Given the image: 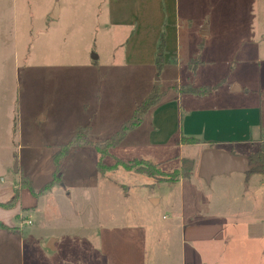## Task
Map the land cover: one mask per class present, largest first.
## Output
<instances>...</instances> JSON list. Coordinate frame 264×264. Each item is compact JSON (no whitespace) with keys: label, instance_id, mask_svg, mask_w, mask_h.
<instances>
[{"label":"rangeland","instance_id":"obj_1","mask_svg":"<svg viewBox=\"0 0 264 264\" xmlns=\"http://www.w3.org/2000/svg\"><path fill=\"white\" fill-rule=\"evenodd\" d=\"M56 1L62 15L53 20L47 15ZM176 4L179 57L166 60L158 71L154 65L124 63L131 30L109 24L108 0H0V199L13 188V196L0 201L1 209L10 210L0 212V239H24V252L31 239L81 240L71 248L96 256L103 228L152 218L156 226L149 235L150 264H183L182 231L189 229L191 238L201 231L196 237L201 239L206 226H222L219 238L225 235L226 240L207 254L202 247L211 245L191 244V264H264V172H254L259 174L251 176L249 189L247 184L242 188L246 174L238 173L214 178L211 184L196 174L182 185L157 186L153 190L162 202L153 209L145 202L152 188L142 186L162 182L122 167L102 175L95 165L98 155L88 146L70 152L64 186L58 184L39 196L21 193L28 189L23 187L24 177L36 191L51 181L53 155L78 128L89 126L93 143L107 139L152 91L160 96L157 105L177 98L181 120L188 108L194 119L200 112L211 119L214 113L201 107L243 105L236 114L240 129L234 138L238 141L246 133L256 145L247 143L237 151H263L264 0ZM206 25L210 35L203 37L199 31ZM191 59L198 62L190 66ZM235 85L242 91L234 92ZM186 87L209 92L188 96L181 93ZM151 109L104 161L113 165L115 158L151 160L163 175L179 170L182 158L193 159L197 167L207 140L202 128V135H195L199 146L182 143L181 133L163 143L166 146H155L149 140ZM191 124L195 130L199 126L195 120ZM16 192L15 204L7 208ZM0 248H7L3 240ZM14 251L19 258L21 249Z\"/></svg>","mask_w":264,"mask_h":264},{"label":"crops","instance_id":"obj_2","mask_svg":"<svg viewBox=\"0 0 264 264\" xmlns=\"http://www.w3.org/2000/svg\"><path fill=\"white\" fill-rule=\"evenodd\" d=\"M129 1H131L130 6L132 9L129 8ZM176 7V0H108L109 24L127 27L131 30V34L126 40L124 48L123 59L125 64L135 66L154 65L156 67L157 47L162 31H165L166 34V47L163 55L165 61H163V64L165 65L168 59L179 57L178 15ZM61 15L60 3L56 1L47 16L50 19L58 20ZM199 35L203 37L210 35L207 25L200 29ZM194 75L196 74L194 73ZM233 91L241 92L242 89L239 85H235ZM188 96H193V94H188ZM203 98H206V96ZM189 100V102H192V99ZM203 108L205 107H201V111H211L214 113V117L211 119L205 118L204 115L202 117L199 115L202 114L200 112L197 118L194 119L191 115L193 112L188 108L185 121L184 118L181 120V110L177 98L170 99L158 105L156 104V106L152 107V112L150 111L152 113L151 129L149 131L150 142L155 144V146H166L163 143H169L179 133H181L179 135L180 140L182 138L192 137L200 141L195 135L201 136L202 134L199 133V129L202 128L207 139L204 142L202 152L205 149L213 148L244 157H250L256 152V148L255 151L253 149L237 151L239 146H245L247 143H250L252 147L256 145L254 142L251 143L254 140L251 138L248 139L246 133L238 141L234 138L240 129L236 122L238 121L236 114L239 112V109L244 108L243 105H234L227 107L228 109L212 107L209 108L211 110H203ZM224 117L229 118V121L225 122ZM189 118H191V121L187 123ZM192 120L197 121L199 124V126L195 127L197 128L196 130L191 124ZM209 126H212V129H209ZM164 127L167 128L163 129ZM164 133H167V135ZM260 134L261 139H263L264 129H261ZM200 143L201 141L194 145L199 146ZM179 146L183 148L184 145L181 143ZM197 169L198 166L190 178H193L197 174ZM238 174H246L242 181V188L245 189L244 185L247 184L246 188L249 189L248 181L253 178L251 176L259 173L249 172ZM221 176L213 177L208 184H211L214 178ZM183 181L184 179H181L176 184L182 185ZM176 184L155 183L151 186L144 184L142 186L144 190H148L150 187L152 188V192L149 193L146 191L145 202L148 207L154 209L162 202V197L156 195L153 190L155 187ZM114 187L118 186L114 185ZM7 193L8 196L5 199H0V201H8L13 196V188L8 189ZM21 193L26 194L30 193V191L23 189ZM14 211H16V208L12 212ZM0 212H10V210L7 211L0 208ZM155 226L156 224L151 218L147 222L144 220V222L137 225L124 224L103 228L101 238L99 239V253L96 256L94 253H86V251L82 255L78 252L77 248L76 250L71 248L72 244L77 246L81 240L75 242L74 239H58L54 236H50L49 239H31V246L27 252H24V239H0L3 240L7 247L4 250L0 248V264H5L6 261L13 262L8 264H18L21 261V264H25L24 260L26 257H28L29 264H80V260H82L83 264H150L148 260L152 261L153 258L147 255L152 240V238L149 239V235L151 237L153 236V230L151 229H154ZM202 229L204 237L201 239L196 238L197 235L201 234V231H198L193 238L190 236L189 229L182 231L180 244L183 264H191V260H193L190 253V249L192 248L191 244L205 243L206 245H211L208 249L206 245H204L206 247H202V250L207 254V252L212 253L216 251L212 246H218L226 240L225 235L219 238L222 232L221 230H223L222 226H206ZM86 243H90L88 239H86ZM16 248L21 249V253L18 255L19 258H17V251H14ZM12 256H16V259L15 257L13 259Z\"/></svg>","mask_w":264,"mask_h":264},{"label":"trees","instance_id":"obj_3","mask_svg":"<svg viewBox=\"0 0 264 264\" xmlns=\"http://www.w3.org/2000/svg\"><path fill=\"white\" fill-rule=\"evenodd\" d=\"M166 47V34L165 31H162L158 47H157V54H156V68L158 71H161L163 69V55L165 52ZM198 62L196 59H192L189 63V65H194ZM209 92V89H206L204 87H186L184 89L183 94H193V95H206ZM160 99L159 95H155L154 91L151 92L150 95L139 105L134 113L132 114L131 118L127 120L120 129L110 136L107 139H104L102 141H98L96 143H93L90 140V131L91 128L89 126L80 127L76 130L75 134L72 136L70 142L66 145H62L60 149L53 155V163H54V172L52 174V179L50 182L46 183L39 191H36L32 185V183L29 181L28 177H24L22 179L23 187H27L30 192L35 195L39 196L45 192H48L53 189L56 185L63 184V177H64V171L67 164V159L72 150H79L81 148H85L88 146H92L94 148L95 153L98 155L97 160L95 161L96 168L100 174H105L109 170L116 169L119 167H122L126 170H135L136 172H141L143 174H146L149 178H152L154 180L160 181L162 183L167 184H176L181 179L190 178L192 176V173L196 169V163L193 159L183 158L181 167L179 170H176V172L173 175H163V173L159 170L158 167L155 166V164L150 160H136L133 162H126L124 160L115 158V164L109 165L104 160L110 156V153L112 149L119 146L121 142L126 138L128 133L139 126L143 121V115L152 108L156 103H158V100ZM182 143H188V144H198L200 141L196 138H182ZM263 147L264 148V140H263ZM250 160L252 162H257L261 164V167L256 168L252 172H264V149L261 152V150L256 151L253 153L250 157ZM137 166V167H135ZM139 168V169H138ZM17 192L16 195L11 199V201L6 204L8 207H13L15 204V201L17 200ZM4 207V206H1ZM7 231L9 228H5Z\"/></svg>","mask_w":264,"mask_h":264},{"label":"water","instance_id":"obj_4","mask_svg":"<svg viewBox=\"0 0 264 264\" xmlns=\"http://www.w3.org/2000/svg\"><path fill=\"white\" fill-rule=\"evenodd\" d=\"M260 165L257 162H252L249 157L208 148L202 152L199 158L197 176L210 183L213 177L231 173H249ZM61 185L64 186V184Z\"/></svg>","mask_w":264,"mask_h":264},{"label":"built area","instance_id":"obj_5","mask_svg":"<svg viewBox=\"0 0 264 264\" xmlns=\"http://www.w3.org/2000/svg\"><path fill=\"white\" fill-rule=\"evenodd\" d=\"M264 137V136H263ZM28 223H30V222H28Z\"/></svg>","mask_w":264,"mask_h":264}]
</instances>
